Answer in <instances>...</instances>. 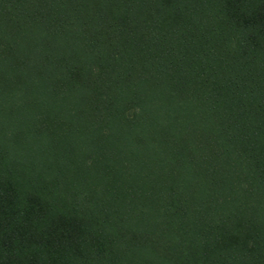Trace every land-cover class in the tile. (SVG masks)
I'll return each mask as SVG.
<instances>
[{
    "label": "trees",
    "instance_id": "1",
    "mask_svg": "<svg viewBox=\"0 0 264 264\" xmlns=\"http://www.w3.org/2000/svg\"><path fill=\"white\" fill-rule=\"evenodd\" d=\"M0 264H264V0H0Z\"/></svg>",
    "mask_w": 264,
    "mask_h": 264
}]
</instances>
